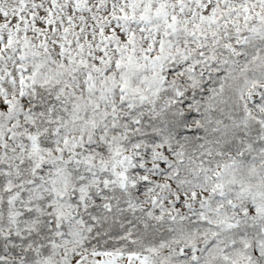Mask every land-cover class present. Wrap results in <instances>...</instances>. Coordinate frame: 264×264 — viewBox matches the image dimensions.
<instances>
[{"label": "snow or ice", "instance_id": "snow-or-ice-1", "mask_svg": "<svg viewBox=\"0 0 264 264\" xmlns=\"http://www.w3.org/2000/svg\"><path fill=\"white\" fill-rule=\"evenodd\" d=\"M0 264H264V0H0Z\"/></svg>", "mask_w": 264, "mask_h": 264}]
</instances>
